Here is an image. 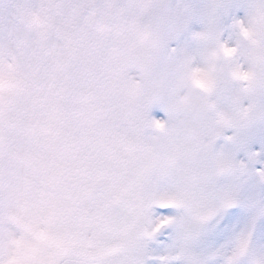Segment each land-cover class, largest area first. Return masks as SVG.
<instances>
[{
    "label": "snow or ice",
    "instance_id": "1",
    "mask_svg": "<svg viewBox=\"0 0 264 264\" xmlns=\"http://www.w3.org/2000/svg\"><path fill=\"white\" fill-rule=\"evenodd\" d=\"M0 264H264V0H0Z\"/></svg>",
    "mask_w": 264,
    "mask_h": 264
}]
</instances>
